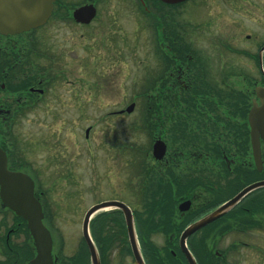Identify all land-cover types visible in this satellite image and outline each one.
<instances>
[{"label": "flooded vegetation", "instance_id": "1", "mask_svg": "<svg viewBox=\"0 0 264 264\" xmlns=\"http://www.w3.org/2000/svg\"><path fill=\"white\" fill-rule=\"evenodd\" d=\"M122 1L133 9L124 14L117 8L102 10L107 0H0L1 13L10 5L32 13L50 10L30 28L0 27V264H31L38 251L30 223L39 220L52 238L51 258L45 257L42 264H92L82 238L86 210L80 215V242L69 255L56 226L59 215L73 218L78 204L71 202L74 194L68 188L71 177L83 169L81 123H72L73 137L68 138L62 131L65 121L52 130L51 123L37 116L60 112L66 119L65 113L73 112L80 121L84 110H97L103 85L113 92L129 69L124 67L127 55H115L119 47L130 46L122 20L133 16V22L146 23L148 2L165 5L171 16L179 8L159 0ZM230 11L240 15L239 8ZM232 36L223 33L206 46L190 38V64H180L174 54L177 40L157 42L172 55L157 58L145 90L174 94L190 86V123L182 128L187 135L171 142L164 138L166 150L160 159L146 150L132 157L128 136H99L104 140L102 171L121 176L122 186L118 195L94 204L113 201L131 210L139 253L136 256L131 247L124 212L111 208L96 214L92 222L99 264H190V255L196 264H264V185L256 187L264 181V141L259 135V168L247 122L264 75L258 51L254 55L241 50L229 39ZM97 47L112 58L101 81ZM143 124L154 134L152 144L173 131L172 123H155V130ZM92 130L93 126L85 127L86 141ZM96 161L93 157L95 172ZM132 163L138 182L130 204ZM223 206L226 209L216 214ZM200 221L203 224L185 234Z\"/></svg>", "mask_w": 264, "mask_h": 264}, {"label": "rangeland", "instance_id": "2", "mask_svg": "<svg viewBox=\"0 0 264 264\" xmlns=\"http://www.w3.org/2000/svg\"><path fill=\"white\" fill-rule=\"evenodd\" d=\"M156 6H153V8H159L156 12L161 15H163V12L171 17L168 14L170 9ZM112 8H117L123 14L130 11V8L133 9L127 2L122 0H107L101 7L102 10ZM231 8H239L240 15H235L231 12ZM176 13L178 14L172 18L171 27H176L178 23V31L185 35L188 42H190L191 38L206 46L209 40L220 39L224 33L228 36L233 35L229 39L236 40L241 50L249 51V54L254 55L257 54L259 47L264 42V0H190V2L179 7ZM129 18L122 20V22L125 26H128L129 30L127 32L129 33L130 46L128 48L119 47L120 53L115 52V55L118 56L127 55L129 62L124 67L126 65L129 67L128 72H124L125 76L121 79L119 78L118 85L114 87L113 92L107 89V85H103L98 93V109L95 111L84 110L81 113L80 121L76 119L73 112H66V119L63 118L64 114L60 112L38 113L37 116V118L39 117L47 121V123H51L52 130L58 129L61 126L60 123L65 121L67 124L64 125L62 131L68 138L73 137L72 123H81L78 128L81 130L80 136L83 144V169L77 177H71L73 182L68 188V191L74 194V196L70 197L71 202L75 203L77 201L78 204L74 206L75 215L73 218L68 215H59L56 222L57 233L63 237L62 239L65 242L66 255L71 254L76 247V243L80 242L81 213L83 215L85 210L92 206L96 200L118 195V191L122 186L121 176H113L110 173L108 175L104 170L102 171L103 166L101 164L105 154L101 146L104 142V135L114 137L115 140H122L123 136H128L132 157L134 156L133 153H137L136 150L139 147V152H151L149 149V138L145 131L139 128L144 112L143 98L139 95L143 93L150 94L149 90L145 89L148 86L147 81L152 79V76L149 75L155 67V62L158 58V55H156L157 44L154 40V27L150 24L153 21H146V23L141 25L137 20L133 22V16ZM247 35H250L249 40L246 39ZM97 49L100 53L98 68L99 80L101 81L107 75L106 70L107 67L111 66L112 58L108 52L103 53L100 47H97ZM196 49L198 48L196 47ZM69 50L70 48L66 47V51ZM77 52L78 54H84V50L79 53L78 49ZM246 54L243 52L242 55ZM72 55L76 54L72 53ZM141 61L143 64L141 70H139L138 66ZM120 65L122 64L120 63ZM144 67L149 69L147 73L142 71ZM132 102L135 103V108L131 113L116 114L113 112L117 109H125ZM87 126H93L88 141L84 138V129ZM102 131H104V134ZM101 135L103 139L99 138ZM97 143L99 147L94 148ZM92 155L94 161L95 158H98L99 161V171L97 172L92 170L91 167L93 164ZM98 161H96L97 166ZM133 166L134 163L131 164V169ZM134 173L135 171L132 169L130 204L134 200V193H136L134 191L137 189L136 183L138 182V178ZM63 183L61 181V184Z\"/></svg>", "mask_w": 264, "mask_h": 264}, {"label": "water", "instance_id": "3", "mask_svg": "<svg viewBox=\"0 0 264 264\" xmlns=\"http://www.w3.org/2000/svg\"><path fill=\"white\" fill-rule=\"evenodd\" d=\"M6 1V0H5ZM9 2L11 1H17V0H7ZM166 3H180L185 0H161ZM53 2V0H51ZM50 12L49 9H47L45 12L41 13H32L28 11L27 9H15L11 5L8 6V8L0 12V27L3 28V30H15V31H21L27 28H30L32 26H35L38 24L43 18L48 15ZM3 19V21L1 20ZM264 51V45L260 49L259 56H260V68L262 70V52ZM256 97L259 100V105L254 100L253 106L249 111L248 114V123L251 127V144H252V150L254 153V160L256 162V165L258 167H261V159H260V143H259V135H262L264 140V87H258L256 88ZM134 108V103L130 104L126 108V112H131ZM165 152V144L161 140H157L153 145V153L156 159H160L162 155ZM264 182H260L256 184V187L263 186ZM241 195L235 197L227 206L233 205L238 198ZM227 206H223V208L217 212L221 213L223 210L226 209ZM112 207H119L124 212V215L126 217V223L127 228L129 232V240L131 247L134 251V254L138 256L137 252V244H136V238L134 233V227H133V221H132V215L128 207L125 205L118 203V202H103L97 205L92 206L86 213L85 218L83 220L82 224V234L83 237L87 243L90 255H91V263L92 264H99L97 252L95 250L94 244L90 238L89 230H88V223L91 218V216L96 213L99 210L112 208ZM41 216V215H40ZM201 224H203V221H200L193 225L191 228H189L185 234H187L190 231H193L194 229L198 228ZM30 229L31 233L35 239L38 255L37 257L31 262V264H42L43 259L46 257L47 259H50V250H51V238L49 233L44 229L42 226V223L40 220L37 223H30ZM186 235H184L185 237ZM184 249V244L182 245ZM189 256V255H188ZM190 264H196L193 258L190 255Z\"/></svg>", "mask_w": 264, "mask_h": 264}, {"label": "trees", "instance_id": "4", "mask_svg": "<svg viewBox=\"0 0 264 264\" xmlns=\"http://www.w3.org/2000/svg\"><path fill=\"white\" fill-rule=\"evenodd\" d=\"M151 17L153 18L152 26L154 27V35L156 40H177L178 44L173 48V50H175L174 54L178 56L180 64H190V60L187 58V56H190V42L186 41L187 39L181 31H178V23L176 25L177 30L171 31V24L173 23V19L171 20L170 17H165V14L159 15L158 12H156V14L152 15ZM156 54L158 56H162L170 55L171 53H165L161 49H158ZM139 96L143 98L144 105L143 117L141 119L142 123H148L151 130H155L157 128L158 125H155V123H172V125H170L169 127L173 129V131L168 135H162L163 138L167 139L170 142L178 136L187 135L186 133L182 132V128L187 127L188 123H190V86L187 89H179L174 94L143 93ZM242 97V103L243 105H245L244 94H242ZM245 113L246 109L243 110L244 118ZM92 222L91 230L93 227Z\"/></svg>", "mask_w": 264, "mask_h": 264}]
</instances>
